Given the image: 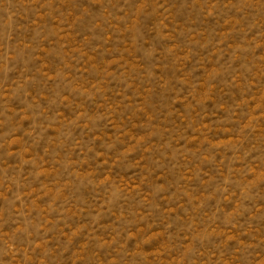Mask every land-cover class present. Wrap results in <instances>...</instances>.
I'll return each mask as SVG.
<instances>
[{
	"label": "rangeland",
	"instance_id": "rangeland-1",
	"mask_svg": "<svg viewBox=\"0 0 264 264\" xmlns=\"http://www.w3.org/2000/svg\"><path fill=\"white\" fill-rule=\"evenodd\" d=\"M0 264H264V0H0Z\"/></svg>",
	"mask_w": 264,
	"mask_h": 264
}]
</instances>
